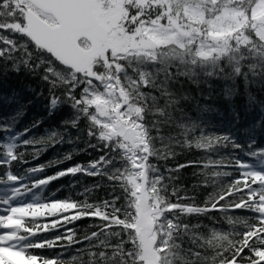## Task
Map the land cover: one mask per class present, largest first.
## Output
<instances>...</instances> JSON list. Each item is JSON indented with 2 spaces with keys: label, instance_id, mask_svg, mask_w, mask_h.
Instances as JSON below:
<instances>
[{
  "label": "snow or ice",
  "instance_id": "6c2138e0",
  "mask_svg": "<svg viewBox=\"0 0 264 264\" xmlns=\"http://www.w3.org/2000/svg\"><path fill=\"white\" fill-rule=\"evenodd\" d=\"M21 72L48 86L49 116L63 106L72 116L36 137L42 121L17 128L26 114L19 94L0 96L17 105L0 119V264H264V147L256 139L264 119L245 142L209 134L202 115L185 110L194 98L176 87L185 78L211 89L219 79L231 100L240 81L249 106L264 109L251 92L264 91V0H0V81ZM81 142L47 164L17 167L29 154ZM177 148L199 158L169 166ZM89 150L98 156L87 164L39 176ZM189 168L191 189L181 184ZM78 174L98 178L82 200L42 196ZM100 188L111 198L89 202ZM200 189L207 195L197 203ZM85 218H96L97 230L78 236L67 227ZM57 248L52 257L36 253Z\"/></svg>",
  "mask_w": 264,
  "mask_h": 264
},
{
  "label": "trees",
  "instance_id": "16d2710c",
  "mask_svg": "<svg viewBox=\"0 0 264 264\" xmlns=\"http://www.w3.org/2000/svg\"><path fill=\"white\" fill-rule=\"evenodd\" d=\"M210 83L212 85L211 89L208 86L201 84L199 87L190 83L185 78H181L182 88L176 86L178 90L185 93H190L194 98L191 102L185 105V110L190 114L191 117L196 118L201 116L206 125V131L209 134H225L231 132L236 136L237 140L240 142H245L247 137L245 135L247 128L256 123L259 120L264 119V109L260 107L259 104H253L249 106L248 98L245 95V88L242 82L238 81L240 85L239 94L232 98L231 100L225 99L223 95V89L225 86L224 81L219 79H211ZM19 94L21 103L24 105L25 115L20 120L17 125L18 129H23L25 127H31L33 121H42L38 128L33 129L30 135L36 137L46 135L53 128L59 129L61 127V121L65 119H70L72 116V110L67 106L61 107L54 115L49 116L48 114V86L39 77H33L28 75L26 72H21L16 75H9L3 81H0V96L8 95L12 92ZM252 94L256 97L258 101L264 102V91L253 87L251 89ZM211 94L210 99H205V97ZM200 106L211 105L214 110L210 112H205L203 114L197 112L196 104ZM17 105L16 104H4L0 102V119L10 116L14 113ZM233 111L239 113V122L235 121L233 118ZM73 135H75V130H72ZM257 143L259 146L264 147V130H257L256 134ZM83 148L84 144L81 142L79 145L64 144L63 146H57L54 149H50L39 156L38 159L33 160L31 155L27 156L29 164L23 166H17L22 171L23 168L38 166L41 164H47L54 158L61 157L72 151L73 148ZM176 151L181 153V149L177 148ZM31 152V149L29 150ZM98 153L93 150L88 152H80L74 154L72 160L61 163L57 166L46 167L45 171L40 173L39 176L52 175L60 169H66L75 164H87L89 161L96 159ZM198 154L196 152L189 153L184 151L178 154L175 161H168L169 166L174 163H184L188 160L198 159ZM196 169H185L182 172L183 179L181 184L188 189H191L192 185L196 183V178L192 176V172ZM98 178L87 177L85 175H77L76 177L66 176L58 180L51 182L42 196L46 199H71L73 201H80L83 199L79 195L83 191L85 186L91 187L97 182ZM207 191L200 189L197 194V203H200L205 196ZM108 194V189L100 188L95 190L88 196L89 202L99 203L104 199H110ZM195 222V220L193 221ZM99 221L96 218H85L80 221H75L73 224L67 225L69 228H75L77 235L82 236L85 233H90L97 230L96 225ZM202 223L207 227H212L208 220H202ZM216 227H224L222 222H217ZM63 231V229H61ZM55 233H40L39 236H48L51 238ZM60 249H37L36 253L44 257L55 256ZM71 252L64 257V259H70Z\"/></svg>",
  "mask_w": 264,
  "mask_h": 264
}]
</instances>
